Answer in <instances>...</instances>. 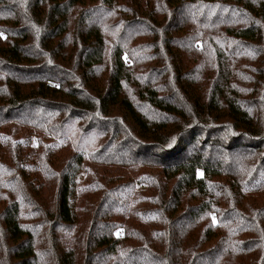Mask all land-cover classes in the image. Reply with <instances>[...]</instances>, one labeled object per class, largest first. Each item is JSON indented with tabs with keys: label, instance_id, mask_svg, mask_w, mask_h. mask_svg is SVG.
<instances>
[{
	"label": "trees",
	"instance_id": "trees-1",
	"mask_svg": "<svg viewBox=\"0 0 264 264\" xmlns=\"http://www.w3.org/2000/svg\"><path fill=\"white\" fill-rule=\"evenodd\" d=\"M0 34V264H264V0H0Z\"/></svg>",
	"mask_w": 264,
	"mask_h": 264
},
{
	"label": "rangeland",
	"instance_id": "rangeland-1",
	"mask_svg": "<svg viewBox=\"0 0 264 264\" xmlns=\"http://www.w3.org/2000/svg\"><path fill=\"white\" fill-rule=\"evenodd\" d=\"M35 143H32L31 144V147H33V148H35ZM30 147V148H31ZM2 153L6 156V154H5V151L3 150L2 151ZM30 162H32V159H30ZM83 177V176H82ZM198 178L199 179H201L202 178V172H198ZM42 177L41 176H34V182L37 184V183H39V182H42ZM82 179L83 178H80L79 180H78V183H80L81 181H82ZM199 186V192H200V194H199V196H200V198L201 199H206V201H209L208 200V198H209V194L207 193V191H205L204 190V188L201 186V185H198ZM41 191H43V190H41ZM81 195H82V192H80V198H81Z\"/></svg>",
	"mask_w": 264,
	"mask_h": 264
},
{
	"label": "snow or ice",
	"instance_id": "snow-or-ice-1",
	"mask_svg": "<svg viewBox=\"0 0 264 264\" xmlns=\"http://www.w3.org/2000/svg\"><path fill=\"white\" fill-rule=\"evenodd\" d=\"M0 35H2V34H0Z\"/></svg>",
	"mask_w": 264,
	"mask_h": 264
}]
</instances>
